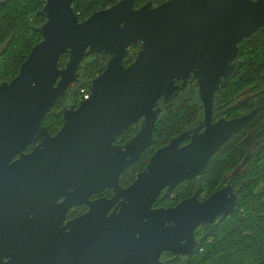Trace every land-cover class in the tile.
I'll list each match as a JSON object with an SVG mask.
<instances>
[{
  "label": "water",
  "instance_id": "95a60500",
  "mask_svg": "<svg viewBox=\"0 0 264 264\" xmlns=\"http://www.w3.org/2000/svg\"><path fill=\"white\" fill-rule=\"evenodd\" d=\"M74 1H45L41 40L18 75L0 83V227L13 230L31 210L43 213L59 195L66 196L68 206L110 188L114 195L90 201L85 217L97 214L94 226L100 227L101 243L130 241L127 264L156 261L163 249L194 254L198 226L235 211L233 184L204 200L197 190L173 207L153 204L165 188L167 196L179 183L201 176L228 138L258 115L259 109H253L213 121L216 94L237 71L240 42L262 32L264 0H166L157 5L148 0L140 7L136 0H118L84 19ZM138 42L135 60L126 65L128 48ZM62 54L69 57L60 67ZM98 54L109 58L105 69L88 81L90 97L77 107L65 106L63 125L51 134L43 125L46 115L78 82L83 62ZM190 75L197 79L201 124L158 148L146 168L123 187L122 173L155 143L162 113L158 101L165 104ZM132 124L135 135L118 144ZM186 137L190 141L182 144ZM30 144L33 149L26 152ZM184 239L188 242L182 243ZM25 251L19 249L22 261L41 264L43 257L35 254L30 260ZM126 263L112 258L104 264ZM5 264L14 263L10 259Z\"/></svg>",
  "mask_w": 264,
  "mask_h": 264
},
{
  "label": "trees",
  "instance_id": "16d2710c",
  "mask_svg": "<svg viewBox=\"0 0 264 264\" xmlns=\"http://www.w3.org/2000/svg\"><path fill=\"white\" fill-rule=\"evenodd\" d=\"M45 1L0 0V83L11 81L18 75L33 46L41 40L39 28L46 19L43 13ZM117 1L75 0L73 6L80 19H84ZM147 1L136 0L135 7ZM164 1L155 0L154 3ZM139 48L140 43L131 46L126 63L133 60ZM68 57L69 54L61 55L60 67L65 65ZM108 58L102 54L93 55L79 67V84L70 95L73 102L80 103L84 99L81 88L90 92L88 81L105 69ZM237 59L235 75L217 94V109L223 110L226 117L240 116L253 109H259V113L220 147L202 175L193 179L187 188L189 193L186 195L196 189L201 197L208 196L230 180L238 198L237 207L229 216L201 227L193 264H264V31L240 42ZM185 96L188 98L166 106L156 124L152 149L121 175L122 185H128L139 171L146 168L149 157L157 148L168 144L201 117L200 103L191 99V95ZM43 125L51 134L60 130L63 118L59 103L46 115ZM136 131V125L132 124L116 142L128 141ZM250 136L253 137L252 144ZM31 149L32 144L26 148L27 151ZM176 197L180 199L182 195L176 194ZM168 199L169 196L163 197L160 202L164 204Z\"/></svg>",
  "mask_w": 264,
  "mask_h": 264
},
{
  "label": "flooded vegetation",
  "instance_id": "af4514ba",
  "mask_svg": "<svg viewBox=\"0 0 264 264\" xmlns=\"http://www.w3.org/2000/svg\"><path fill=\"white\" fill-rule=\"evenodd\" d=\"M263 31H264V27L262 29V32ZM131 46L128 48L129 52ZM136 56L137 54L134 56L133 60L130 61L129 63H126L124 61L125 64L129 65L130 63H132L135 60ZM237 60L238 59L236 56L235 62L238 64L239 61ZM196 81L197 79L194 78L192 75H190L189 78L187 79L186 85L183 88L175 90L173 94L165 102L166 104H163L162 100L160 99L158 101L159 104L157 105V107L158 106L161 107L163 113L165 111L166 106L172 103L173 104L178 103L182 99L188 98V96L187 97L183 96L184 93H186L187 91L188 92L191 91L193 93V94L192 93L187 94L189 96L191 95V99L195 98L198 103H201L200 99L198 98V94L196 92V88L194 85ZM176 82L181 83L182 79L180 80L177 79ZM78 84L79 83L77 82H73L68 87L67 93L61 98H59V100L52 107L54 108L57 103L60 104V108L62 110V118H63V108L65 106L69 107L71 105H75L77 107L79 105V103L73 102V100L70 98V95L75 91ZM219 91L217 92V94L219 93ZM217 94L214 105L213 121H216L221 117L231 118V117H226L225 112L223 110L220 112L217 109L218 108ZM200 109L202 110L201 104H200ZM141 121L142 119L140 120V122ZM201 122L202 120L201 121L196 120L192 125L187 126L183 131L185 130L190 131L192 128H197L201 124ZM54 134L55 133H53V135ZM233 135L230 138H232ZM230 138H228V140ZM248 138L246 137V141L248 142V145H251L253 142V137L250 136L251 144ZM189 141H190L189 137H186L182 144H186ZM124 143H118V144L122 145ZM152 146L153 145L149 146L143 151L141 158L146 151L152 149ZM25 151L30 152L27 150ZM154 153L155 152H153L152 155ZM151 156L149 157V160ZM141 158L139 160H141ZM193 179L189 180L188 181L189 183L186 181L179 183L167 195L169 196L170 199H168L164 204H162L160 202V199H162L163 197H167L165 196V192H166V188H165L158 196L156 202L153 204V207L154 208L173 207L176 206L181 200L191 197L197 191L196 189H194L191 194L186 195L187 193H189L187 188L189 187V184ZM133 181H131L128 185H130ZM229 182L230 180H228L225 183V185H227ZM128 185H122V186L126 187ZM176 194L177 195L180 194L182 195V197H180V199H177ZM113 195H114L113 190L109 188L103 190L101 194L95 193L90 195L88 198V202H82V203L75 202L69 204L68 206L67 203H64L65 201H67L66 196L59 195L58 198L53 203L52 202L50 203L51 208L48 206L47 210H43L44 211L43 213H34V211L31 210L27 217H24L19 220L17 226L15 228L13 227L14 228L13 230L4 231V229L0 227V264H5L10 259L13 261L14 264H36L33 261H28V262L22 261L23 258L22 256L24 253L21 255L19 253V249H25L26 250L25 254L30 258V260L35 258V254H38L40 257H43V260L41 262L39 261V263L41 264H104L105 261H109L112 258L118 259L119 262L123 261L124 263L126 262L130 263V261L128 260V256L131 254V244L129 243L130 241L124 240L122 242H117L116 240H113V242H111L110 244L108 242L101 243L102 241L100 242L101 240L100 227H97V225L94 226L98 219L96 218L97 214L96 215L93 214V216L90 218L85 217L90 209V204H89L90 201H94L102 197L109 199ZM210 195L208 196L202 195L201 197L199 192V199L204 200L208 198ZM114 209L115 207H112L109 210L108 214L112 213ZM26 219L28 220L27 222H25ZM218 219L219 217L217 218V220ZM202 226L204 225L198 226V228L194 232V237L196 239H199V233ZM5 232H9V234L4 235ZM19 233L20 235H27L26 238H23L21 236L19 238L18 237ZM112 234L113 233L109 234V236L112 237L113 239L118 238L117 236ZM119 235L122 236V239L123 238L125 239L126 237H130L128 234H119ZM186 241L187 239H184L182 243H185ZM182 249L184 251H188L187 248L182 247ZM188 253L189 254L187 253L180 254L179 252H173L171 250L163 249L158 254L159 256H157L156 261L153 260V258L152 259L149 258L146 259L145 262H143L142 264H153V263L154 264L155 263L156 264H193L192 261L194 257L197 255V250L195 251L194 254H190V252ZM26 255H24L25 258L27 257ZM123 256H126V258Z\"/></svg>",
  "mask_w": 264,
  "mask_h": 264
},
{
  "label": "built area",
  "instance_id": "2783aa9c",
  "mask_svg": "<svg viewBox=\"0 0 264 264\" xmlns=\"http://www.w3.org/2000/svg\"><path fill=\"white\" fill-rule=\"evenodd\" d=\"M80 93L83 94L84 99H88V98L90 97V93H91V92L87 91L86 88H81V89H80Z\"/></svg>",
  "mask_w": 264,
  "mask_h": 264
},
{
  "label": "rangeland",
  "instance_id": "374dc122",
  "mask_svg": "<svg viewBox=\"0 0 264 264\" xmlns=\"http://www.w3.org/2000/svg\"><path fill=\"white\" fill-rule=\"evenodd\" d=\"M187 93H188V92H187ZM187 93H184V95H183V96L187 95Z\"/></svg>",
  "mask_w": 264,
  "mask_h": 264
}]
</instances>
